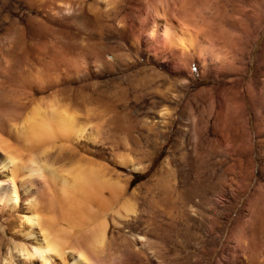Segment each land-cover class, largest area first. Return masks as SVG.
<instances>
[{
	"label": "bare ground",
	"instance_id": "1",
	"mask_svg": "<svg viewBox=\"0 0 264 264\" xmlns=\"http://www.w3.org/2000/svg\"><path fill=\"white\" fill-rule=\"evenodd\" d=\"M151 2L0 0V264H122L140 254L158 258L148 237L163 238L165 232L150 217L138 220L136 193L128 192L129 178L117 170L148 166L128 153L133 126L123 122L103 92L128 75L101 79L105 72L136 66L140 55L145 62L160 60L168 74L176 75L182 56L201 60L193 34L168 23L165 14L154 16ZM126 8L129 21L121 16ZM97 19L103 31L95 29L94 38ZM122 33L128 34L125 45L117 39ZM111 44L116 53L109 50ZM261 76L257 81L255 74L247 75L244 103L249 152L259 158L264 157V71ZM155 187L157 198L144 203L148 214L168 200L162 186ZM135 222L142 236L122 253L110 234ZM227 239L218 238L210 264L215 254L220 259L214 264H241L225 252ZM260 243L255 258L245 264H264V239Z\"/></svg>",
	"mask_w": 264,
	"mask_h": 264
},
{
	"label": "rangeland",
	"instance_id": "2",
	"mask_svg": "<svg viewBox=\"0 0 264 264\" xmlns=\"http://www.w3.org/2000/svg\"><path fill=\"white\" fill-rule=\"evenodd\" d=\"M151 1L154 16L165 14L168 23L189 31L191 38L193 34L202 56H182L178 75L168 74L160 60L145 62L140 55L136 66L101 76L106 81L128 75L103 92L123 122L133 126L128 153L148 168L117 170L129 178L128 192L136 193L138 220L150 217L153 226L165 232L163 238L148 237L157 259L140 254L121 263L210 264L223 236L231 261L245 264L255 258L264 239V157L249 152L244 111L247 75L263 79L264 0ZM125 10L121 16L129 21ZM95 24L91 30L103 31L98 19ZM123 34L117 39L125 45L128 34ZM110 46L116 53L117 47ZM138 69L146 74H132ZM157 184L168 200L164 208L155 206L148 214L144 203L157 198ZM140 229V222L121 225L110 234V242L125 253L126 246L142 236ZM219 259L215 254L213 264Z\"/></svg>",
	"mask_w": 264,
	"mask_h": 264
}]
</instances>
